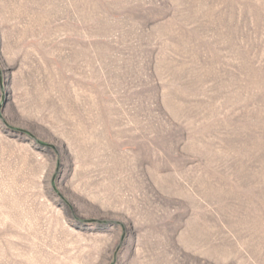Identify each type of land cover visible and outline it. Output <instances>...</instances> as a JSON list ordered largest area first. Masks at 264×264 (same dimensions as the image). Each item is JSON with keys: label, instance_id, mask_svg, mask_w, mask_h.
<instances>
[{"label": "rangeland", "instance_id": "obj_1", "mask_svg": "<svg viewBox=\"0 0 264 264\" xmlns=\"http://www.w3.org/2000/svg\"><path fill=\"white\" fill-rule=\"evenodd\" d=\"M0 264H264V0H0Z\"/></svg>", "mask_w": 264, "mask_h": 264}]
</instances>
